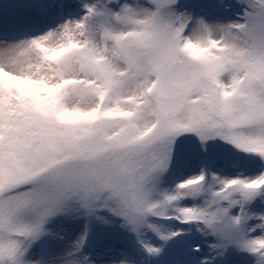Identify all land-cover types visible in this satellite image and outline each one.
<instances>
[{
  "label": "snow or ice",
  "instance_id": "6c2138e0",
  "mask_svg": "<svg viewBox=\"0 0 264 264\" xmlns=\"http://www.w3.org/2000/svg\"><path fill=\"white\" fill-rule=\"evenodd\" d=\"M16 7L0 264H264V0Z\"/></svg>",
  "mask_w": 264,
  "mask_h": 264
},
{
  "label": "rangeland",
  "instance_id": "374dc122",
  "mask_svg": "<svg viewBox=\"0 0 264 264\" xmlns=\"http://www.w3.org/2000/svg\"><path fill=\"white\" fill-rule=\"evenodd\" d=\"M18 0H0V17H8L17 12Z\"/></svg>",
  "mask_w": 264,
  "mask_h": 264
}]
</instances>
